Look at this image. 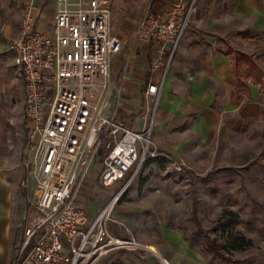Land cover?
<instances>
[{
  "label": "built area",
  "instance_id": "obj_1",
  "mask_svg": "<svg viewBox=\"0 0 264 264\" xmlns=\"http://www.w3.org/2000/svg\"><path fill=\"white\" fill-rule=\"evenodd\" d=\"M111 0H56L50 31L37 33L24 18L21 34L8 50L23 79L24 118L38 217L24 231L15 264H95L114 249L133 241L110 236L107 221L119 196L145 164L158 157L153 143L155 115L163 80L185 36L198 0H178L166 20L147 14L139 21L135 40L169 46L150 65L163 68L160 85L148 83L152 100L141 130L119 118V98L113 101L111 65L121 49L111 33ZM98 160L96 182L111 189L127 178L107 207L89 221L77 206L81 187Z\"/></svg>",
  "mask_w": 264,
  "mask_h": 264
},
{
  "label": "crops",
  "instance_id": "obj_2",
  "mask_svg": "<svg viewBox=\"0 0 264 264\" xmlns=\"http://www.w3.org/2000/svg\"><path fill=\"white\" fill-rule=\"evenodd\" d=\"M177 1H110L111 33L121 44L111 65L112 100L119 98V118L132 130L142 129L152 104L145 96L147 84L160 85L163 79V68L152 71L150 65L158 56L164 63L169 55V46L161 51L157 44L136 41V26L147 14L165 21ZM55 4L56 0H0V264H15L16 249H21L14 203L20 194L10 172L19 171L25 156L31 166L24 83L8 42L20 36L27 14L34 32L50 31ZM243 33L250 38L243 39ZM215 38L241 53L264 54V0L198 1L163 80L152 137L158 156L181 166L205 163L207 156L220 155L234 141L256 137L264 122V88L251 80L238 86L233 60L214 49ZM256 63L264 73V62Z\"/></svg>",
  "mask_w": 264,
  "mask_h": 264
},
{
  "label": "rangeland",
  "instance_id": "obj_3",
  "mask_svg": "<svg viewBox=\"0 0 264 264\" xmlns=\"http://www.w3.org/2000/svg\"><path fill=\"white\" fill-rule=\"evenodd\" d=\"M213 42L216 51L234 50L218 38ZM256 54L246 55L264 62V54ZM255 135L234 141L220 155L207 156L205 163L181 166L158 156L164 159L162 163L157 160L144 166L119 196L107 221L111 237L133 241L135 246L114 249L95 264H163L162 260L166 264H264V122ZM97 163L93 162L90 178L77 196V206L89 221L107 207L127 180L111 189L99 187ZM10 174L20 194L14 203L22 246L24 231L39 216L26 156L19 171ZM224 211L237 215L230 228H225L229 218L223 216ZM194 214L209 238L224 246L225 261L209 252L203 238L195 235Z\"/></svg>",
  "mask_w": 264,
  "mask_h": 264
},
{
  "label": "trees",
  "instance_id": "obj_4",
  "mask_svg": "<svg viewBox=\"0 0 264 264\" xmlns=\"http://www.w3.org/2000/svg\"><path fill=\"white\" fill-rule=\"evenodd\" d=\"M243 39L250 38V35L247 33H243ZM223 54L228 55L232 58L235 70V76L237 78V83L239 87L244 86L243 81L251 80L252 82L259 84L261 88H264V73L258 67L254 57L252 55H246L232 50L230 47H227V50L223 51ZM151 159L146 164L145 167L155 161L159 160V162H163L164 159ZM223 216H227L229 221L226 223L225 228H230L234 224H236V214L232 211H224ZM193 222L196 225V236H201L203 238L204 245L207 250L215 255L217 258L225 261V255L222 252L224 246L218 244L215 240L210 239L205 231H203L197 221L196 215L194 214ZM237 242V240H236ZM236 244V243H235Z\"/></svg>",
  "mask_w": 264,
  "mask_h": 264
},
{
  "label": "bare ground",
  "instance_id": "obj_5",
  "mask_svg": "<svg viewBox=\"0 0 264 264\" xmlns=\"http://www.w3.org/2000/svg\"><path fill=\"white\" fill-rule=\"evenodd\" d=\"M162 263H163V264H166V262H165V261H163V260H162Z\"/></svg>",
  "mask_w": 264,
  "mask_h": 264
}]
</instances>
